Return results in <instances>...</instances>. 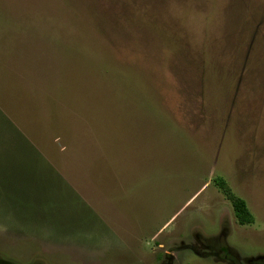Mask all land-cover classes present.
<instances>
[{"label":"rangeland","instance_id":"1","mask_svg":"<svg viewBox=\"0 0 264 264\" xmlns=\"http://www.w3.org/2000/svg\"><path fill=\"white\" fill-rule=\"evenodd\" d=\"M238 259L264 264V0H0V264Z\"/></svg>","mask_w":264,"mask_h":264},{"label":"trees","instance_id":"2","mask_svg":"<svg viewBox=\"0 0 264 264\" xmlns=\"http://www.w3.org/2000/svg\"><path fill=\"white\" fill-rule=\"evenodd\" d=\"M14 129L16 130L15 126ZM18 131L19 132L17 133L22 137V139H24V143H26L25 145L27 147L28 142L26 141L25 137L23 136V134L19 129ZM214 181L219 186V188H221L227 194L228 198H230L234 208L235 216L237 217L238 221L241 224L252 223L254 221V216L250 211L246 200H244L242 197L235 195L230 189V187L227 185L223 177L221 176L215 177Z\"/></svg>","mask_w":264,"mask_h":264},{"label":"flooded vegetation","instance_id":"3","mask_svg":"<svg viewBox=\"0 0 264 264\" xmlns=\"http://www.w3.org/2000/svg\"><path fill=\"white\" fill-rule=\"evenodd\" d=\"M222 251H224V249H222ZM230 257V256H229ZM236 260V259H235ZM253 259H248V261H252ZM240 260L238 259L235 263H237V264H240V262H241V264H244V263H242V261H240ZM261 261H264V259H262ZM256 261H254V263H252L251 262V264H257V263H255ZM264 263V262H263Z\"/></svg>","mask_w":264,"mask_h":264}]
</instances>
